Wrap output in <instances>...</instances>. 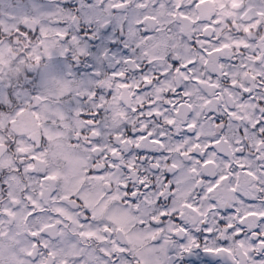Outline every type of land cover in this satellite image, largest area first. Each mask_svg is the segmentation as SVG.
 Wrapping results in <instances>:
<instances>
[{
  "label": "snow or ice",
  "instance_id": "snow-or-ice-1",
  "mask_svg": "<svg viewBox=\"0 0 264 264\" xmlns=\"http://www.w3.org/2000/svg\"><path fill=\"white\" fill-rule=\"evenodd\" d=\"M0 264H264V0H0Z\"/></svg>",
  "mask_w": 264,
  "mask_h": 264
}]
</instances>
